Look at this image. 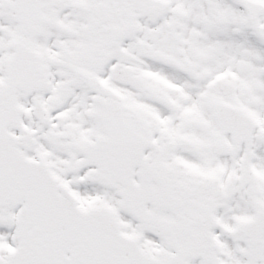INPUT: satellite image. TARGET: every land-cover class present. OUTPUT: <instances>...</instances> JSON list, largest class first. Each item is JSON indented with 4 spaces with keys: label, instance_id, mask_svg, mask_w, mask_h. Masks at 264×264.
I'll use <instances>...</instances> for the list:
<instances>
[{
    "label": "snow or ice",
    "instance_id": "6c2138e0",
    "mask_svg": "<svg viewBox=\"0 0 264 264\" xmlns=\"http://www.w3.org/2000/svg\"><path fill=\"white\" fill-rule=\"evenodd\" d=\"M0 264H264V0H0Z\"/></svg>",
    "mask_w": 264,
    "mask_h": 264
}]
</instances>
